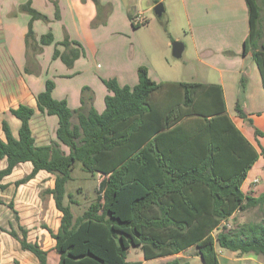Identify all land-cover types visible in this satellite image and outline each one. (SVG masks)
Instances as JSON below:
<instances>
[{
  "label": "trees",
  "instance_id": "1",
  "mask_svg": "<svg viewBox=\"0 0 264 264\" xmlns=\"http://www.w3.org/2000/svg\"><path fill=\"white\" fill-rule=\"evenodd\" d=\"M94 1L100 9L99 0ZM247 3L251 31L244 55L251 52L264 87L261 6L257 0ZM22 7L31 15L26 35L30 45L36 41L34 21H49V17L33 8L31 0ZM59 12L57 5V17ZM140 25L133 22L134 27ZM54 41L50 30L38 44ZM61 44L66 49L55 48L53 56L67 65L83 53V46L67 33ZM138 77L135 85L104 79L110 93L101 112L84 96L82 105L72 109L67 99L54 96L55 82L48 79L37 96V107L56 115L58 127L56 139L45 145L37 144L31 128L35 108L27 104L11 108L21 127L15 136L10 124L3 121L0 160L6 159L7 165L0 169V188L7 186L1 183L3 177L24 162H31L33 168L17 186L41 170L55 175L54 187L45 192L53 195L62 212L61 223L57 232L46 228L56 240L58 264H143V260L128 259L135 247L142 249L144 260H150L194 246L204 264H221L219 248L264 255V218L244 222L237 230H229L225 224L237 211L264 205V192L253 196L242 190L250 169L264 157V147L259 151L231 119L222 86L199 81L157 82L145 65L139 66ZM241 81L244 89V77ZM236 111L253 124L240 100ZM77 161L85 171L104 178L97 197L75 216L71 203L76 201L70 199L66 205L64 199ZM20 229L22 236L14 229L9 233L40 264H49V250L30 241L28 229L21 225ZM167 264L188 261L176 257Z\"/></svg>",
  "mask_w": 264,
  "mask_h": 264
},
{
  "label": "crops",
  "instance_id": "2",
  "mask_svg": "<svg viewBox=\"0 0 264 264\" xmlns=\"http://www.w3.org/2000/svg\"><path fill=\"white\" fill-rule=\"evenodd\" d=\"M28 1L0 0L1 138H5L4 120L10 124L13 134L18 135L21 120L13 115L10 109L17 108L20 104H27L36 110L31 118V128L37 144H49L56 139L58 117L43 113L37 107V96L45 90L48 79L55 82L54 96L58 99H67L72 109L82 105L84 96L88 104L92 102L101 112L106 106L105 97L110 93L104 79L116 78L122 85H135L139 81L138 68L141 65L148 67L151 77L153 74H158L151 54L146 51L141 41L133 44L125 38L121 46L118 41L123 34L120 29L113 30L117 26L120 28L119 24L124 20L130 28L133 26L132 18L137 11L151 9L152 6L142 9L144 0H99L100 9L94 0H31L32 7L46 14L49 21L41 19L34 21L36 41H31L30 45L27 44L26 35L31 15L22 9L23 4ZM157 1L154 0L155 6L162 2V0L158 3ZM57 5L60 17L56 15ZM165 13H168L170 33L169 40L165 44L170 46L174 40H184L183 54L185 53L188 44L181 35V29L185 28L183 22L185 20L189 29L185 32H189L188 36L195 58L218 74L216 79L191 81L220 84L223 88L227 112L240 129V125L229 112L233 101H235L236 109V103L240 100L249 114L264 111V87L259 68L251 52L244 55L245 39L251 31L247 0H170ZM150 19L149 17V21ZM262 19L263 11L261 10L259 22L261 34ZM50 30L54 33L55 41L48 45L38 44L40 37ZM65 33L69 35L70 40L78 41L83 46L82 55L72 65H67L60 58L53 56L55 48L61 51L66 49L61 44ZM163 39L155 35L152 43L160 45ZM39 45L42 47L41 50ZM133 48L136 51L139 49L137 55L136 51L135 54L131 53ZM177 72V68L166 71L172 75ZM212 73L209 72V75L212 76ZM243 77L244 89L241 81ZM155 81L178 82L180 80L174 77ZM242 91L245 92L244 99L239 97ZM259 104L262 110L258 109ZM236 115L242 120L237 111ZM242 132L244 133L243 130ZM245 136L247 137L246 134ZM249 140L260 151V147L253 140ZM6 165V159L0 160V168ZM22 165H25V174L31 172L33 168L31 162L21 163L14 170L22 168ZM37 176L42 179L49 177V183L45 185L46 189L54 187L55 175L41 170ZM252 182H249L248 178L244 181L242 190L246 194H251L249 190L253 189L252 186L250 188ZM50 196L49 206L51 214L55 216L54 220H51L49 216L42 218L40 202L36 200L30 201L33 206H23L18 213L20 225L29 230V240L37 241L44 249H48L49 258L53 254L52 264H58L60 256L55 250L56 240L46 228L37 223L38 220L44 219L55 232L59 229L62 212L57 209L53 195L50 194ZM20 197L28 200L31 195L29 194V198L23 194ZM234 215L235 213L229 218ZM0 240L1 242L6 240L5 245H1L0 242V264H40L36 256L28 253L29 250H23V257H17L16 252L21 251L20 242L11 238L3 230L0 231ZM228 251L219 250V257L222 256L226 263L250 261L264 264L253 259L252 254ZM184 252L169 255V257L181 258ZM49 264H51L50 260Z\"/></svg>",
  "mask_w": 264,
  "mask_h": 264
},
{
  "label": "rangeland",
  "instance_id": "3",
  "mask_svg": "<svg viewBox=\"0 0 264 264\" xmlns=\"http://www.w3.org/2000/svg\"><path fill=\"white\" fill-rule=\"evenodd\" d=\"M165 9L168 5H170V0H162ZM257 2L261 6V10L263 11V19H262V37L260 40L264 39V1L257 0ZM150 6L151 9L145 10L146 16L150 17L149 23L141 24L138 27L131 26L129 28L127 21H121L115 29H120L123 37L118 41V43L122 46L123 41H130L131 43L142 42L147 52L151 54L152 60L156 65L158 74H153V79H169L176 78L180 81H191V80H211L217 78V73H215L212 69L209 70L206 65H203L198 62L195 58V53L192 48V44L190 41V37L188 36L189 32H185L188 29V25L184 20V27L181 29L182 39H186L185 41L188 44V49L185 51L182 57H175L173 55V42L178 41L174 40L170 43V46H167L165 43L170 37L169 33V24H168V13H165L162 17H158L155 12L154 0H144V4L142 5V9H148ZM170 7V6H169ZM121 13V12H119ZM120 16H122L120 14ZM101 19V17L99 18ZM128 26V27H127ZM189 30V29H188ZM155 35H159L161 38H164L162 44L152 43V40ZM182 41L184 44V40ZM123 42V43H122ZM116 43V42H115ZM139 49H137L138 51ZM134 48L131 50L132 54H135ZM136 51V55H137ZM186 61V65H185ZM188 61V63H187ZM177 68V73L168 74L166 71L168 69ZM194 68V69H193ZM209 72L213 75L210 76ZM151 77V78H152ZM245 92H240L239 97L244 99ZM258 109H263L260 104L257 106ZM230 114L235 121L238 122L241 129L247 135V137L253 140L259 147H264V111L255 114H249V116L253 119V124L240 120V118L236 115L235 109V101L230 106ZM243 121V122H242ZM259 131H256V130ZM25 165H22V168L14 170L11 174L6 175L1 180V183L7 185L5 188H0V231L7 233L14 239V237L9 233L12 229H14L19 235L22 236V232L20 229V217L19 210H22L23 206H33V201L40 202L41 210L40 214L42 218L49 216L51 220L55 219V216L51 214L50 211V194L45 192V185L49 183V177L41 178L36 175L33 179L28 182L20 185H16V182L23 178L26 174L24 173ZM2 169V168H0ZM28 174V173H27ZM103 175L100 173L91 174L85 171L82 168V164L80 161H77L75 164V168L72 172V178L66 184V194L64 203L67 205L70 203V199L76 201L71 203L72 210L75 216L81 215L83 211L90 205V203L97 197L99 191V184L103 179ZM248 180L252 182L253 179L257 178L258 181L250 185L253 189H250L249 192L254 196H259L262 192H264V157L260 156L257 162L253 165L248 173ZM11 186V187H10ZM10 187V188H9ZM27 195L29 198V194L31 198L22 199L20 196ZM250 194V195H251ZM20 195V196H18ZM263 206H255L251 207L247 210H240L235 213V215L229 218L226 221V227L229 230H237L240 226L247 221H260L264 218L263 215ZM22 212V211H21ZM18 216V217H17ZM38 225H41L43 228L46 226L49 227L47 220L41 219L37 221ZM37 225V226H38ZM25 228V227H24ZM27 229V228H26ZM47 229V228H46ZM217 232V231H216ZM215 232V233H216ZM29 235V230H28ZM16 239V238H15ZM1 242V240H0ZM6 244V240L1 242V245ZM219 247V246H218ZM24 249L21 247V251L19 253L16 252V256L23 257ZM219 250H225V252H229L226 249L219 248ZM31 255L35 256L32 252L28 251ZM240 254V253H239ZM253 255V259L256 261L264 263V255L249 253ZM176 257H159L150 260H144L143 251L140 247L131 248L128 254L129 260H143V264H167V262L172 261ZM222 264H256L250 261H240V262H228L226 263L224 258L219 257ZM51 264L54 262L53 254L49 258ZM182 262L188 261V264H204L201 256L198 255L197 247H190L185 250L184 255L181 257Z\"/></svg>",
  "mask_w": 264,
  "mask_h": 264
},
{
  "label": "water",
  "instance_id": "4",
  "mask_svg": "<svg viewBox=\"0 0 264 264\" xmlns=\"http://www.w3.org/2000/svg\"><path fill=\"white\" fill-rule=\"evenodd\" d=\"M165 10L166 9L163 2H159L158 4H156L155 12L158 17H162L165 14ZM184 48L185 44L182 41H174L172 47L173 55L178 58L182 57Z\"/></svg>",
  "mask_w": 264,
  "mask_h": 264
},
{
  "label": "built area",
  "instance_id": "5",
  "mask_svg": "<svg viewBox=\"0 0 264 264\" xmlns=\"http://www.w3.org/2000/svg\"><path fill=\"white\" fill-rule=\"evenodd\" d=\"M149 21V17L146 16L145 10H139L137 13L133 16V22L136 24H145ZM258 179L255 178L253 180V183L257 182ZM226 223V222H225Z\"/></svg>",
  "mask_w": 264,
  "mask_h": 264
}]
</instances>
